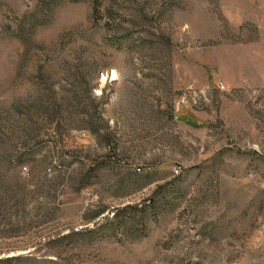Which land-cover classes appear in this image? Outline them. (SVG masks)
Listing matches in <instances>:
<instances>
[{"label":"rangeland","instance_id":"374dc122","mask_svg":"<svg viewBox=\"0 0 264 264\" xmlns=\"http://www.w3.org/2000/svg\"><path fill=\"white\" fill-rule=\"evenodd\" d=\"M99 1L0 0V264H264V0Z\"/></svg>","mask_w":264,"mask_h":264},{"label":"trees","instance_id":"16d2710c","mask_svg":"<svg viewBox=\"0 0 264 264\" xmlns=\"http://www.w3.org/2000/svg\"><path fill=\"white\" fill-rule=\"evenodd\" d=\"M55 1H59V0H55ZM71 1L78 2L79 0H71ZM93 3H94V8H95V13L98 15L101 11L102 3L99 0H93ZM92 171L93 169H91L89 172H92ZM146 208H147L146 206H142V208H139V205H128V206H125L121 210H117V213L114 215L115 217L114 223L116 224L113 227L115 228V230L120 229L123 226H129L132 229L133 225L129 224L128 221H125L126 219H129V218H125V217L129 215V217L131 218L130 221L132 223H135L131 214H134L136 212H140L141 214H144L146 212ZM192 264H197V263H192Z\"/></svg>","mask_w":264,"mask_h":264},{"label":"built area","instance_id":"2783aa9c","mask_svg":"<svg viewBox=\"0 0 264 264\" xmlns=\"http://www.w3.org/2000/svg\"><path fill=\"white\" fill-rule=\"evenodd\" d=\"M178 171H176V173H177Z\"/></svg>","mask_w":264,"mask_h":264}]
</instances>
